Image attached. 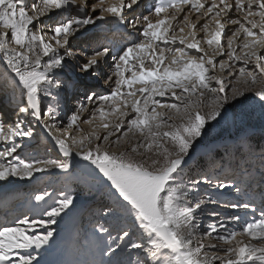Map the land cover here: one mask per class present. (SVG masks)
<instances>
[{
    "label": "snow or ice",
    "instance_id": "snow-or-ice-1",
    "mask_svg": "<svg viewBox=\"0 0 264 264\" xmlns=\"http://www.w3.org/2000/svg\"><path fill=\"white\" fill-rule=\"evenodd\" d=\"M107 24L121 42L78 43ZM262 50L264 0H0V93L14 108L0 111V264H50L84 193L101 202L60 264H264V151L256 171L246 155L232 177L191 170L251 97L264 116ZM36 125L55 158L25 151ZM19 180L47 182L21 211Z\"/></svg>",
    "mask_w": 264,
    "mask_h": 264
},
{
    "label": "rangeland",
    "instance_id": "rangeland-1",
    "mask_svg": "<svg viewBox=\"0 0 264 264\" xmlns=\"http://www.w3.org/2000/svg\"><path fill=\"white\" fill-rule=\"evenodd\" d=\"M142 2H144L143 4H145V0H143ZM196 15V13L192 14L193 21H195ZM108 25L113 26V24ZM227 27L228 26H226V31ZM103 29L104 25H98V27L92 29L91 33H89L86 37H82L81 41H79L78 43L87 45L89 41H91L92 46H95L96 44H99L101 42V38L102 40L105 39V41L102 43H107L109 40H114L117 43L121 42L118 41V37L123 36L122 29H119L118 32L113 34L103 32ZM187 32L188 29L186 28L184 35H187ZM197 33V39L201 40V47L208 49L209 53H211L213 49H216L218 47L215 44L209 46L202 39L203 33H200L199 25L197 26ZM228 34L230 35V33ZM189 39L191 38L189 37ZM242 40L243 36H241L236 41V43L239 44ZM221 44H224L225 50H227V46L223 36L221 39ZM237 51L239 52V49H237ZM190 54H195V51L192 50ZM219 58L220 57L217 56V59ZM240 63L241 62H237V67L240 66ZM3 69L4 64L2 61H0V71H3ZM217 74L227 75L226 72H217ZM67 75L68 77H72L71 70L68 71ZM137 87H139V85H137ZM80 92L82 94V90H80ZM5 96L6 95H4V97ZM74 99L75 94L72 91L66 93L65 103L67 104V106L71 107L72 103L74 102ZM86 125L87 124H83L85 132L89 129H85ZM89 127H91V130H93L92 126ZM36 128L39 134L34 139L36 141L35 147L31 150V152L29 151V148H27L25 151L28 154L40 156L42 158L46 156H51L55 158L57 156V149L55 148L51 139L48 137V134L44 132L39 125H36ZM253 135H255L256 137H253ZM260 141L262 142L261 145H259ZM49 149H51V151H48ZM261 151H264V116L261 115L259 105L256 104L255 98L251 97L246 107V110L239 118H237L235 121H229L217 127L213 132H211L206 138L203 139V143H201L198 152L195 154L191 170L193 174H195L198 171L207 169L209 171H213L222 179L225 177H232L233 169L236 166V161L239 160L242 155H246L251 164L252 170L256 171L260 167L258 154ZM50 180L53 186L57 188L61 187L62 181H60L59 178L53 177L50 178ZM43 187H47V182L37 184L33 182L19 180L14 185H11L13 191L10 194L9 207L16 209L17 211L23 210L21 208V205L25 204L27 196L33 191H35L37 188ZM255 191L256 201L257 204H259L261 198L260 193L264 190L256 188ZM226 196L228 199H239V197L236 196V194L231 192L230 190L226 191ZM100 202V196H90L87 193H84V195L81 197V203L77 212L72 217L67 219L63 225L64 242L62 243L61 247L55 249L47 257V259L50 261V264H60V262L62 261L75 258L74 256L69 254L68 245L71 244L72 238L79 226H89V212L91 209L97 207ZM0 210L3 212V209ZM2 214L3 213H0V215ZM246 239L248 238L246 237ZM253 242L258 243L260 241Z\"/></svg>",
    "mask_w": 264,
    "mask_h": 264
},
{
    "label": "bare ground",
    "instance_id": "bare-ground-1",
    "mask_svg": "<svg viewBox=\"0 0 264 264\" xmlns=\"http://www.w3.org/2000/svg\"><path fill=\"white\" fill-rule=\"evenodd\" d=\"M144 3V2H143ZM115 27V25H113V26H109L108 24L107 25H104V31L103 32H108V33H111V34H113V33H116V32H118L119 31V29H117L116 27ZM95 34V33H94ZM93 34V35H94ZM123 34H125V33H123ZM107 35V34H106ZM125 36V35H124ZM206 51H209L208 49H206V48H204ZM195 51V50H194ZM262 51H264V50H262ZM4 98V94L3 93H0V100L1 99H3ZM74 103V102H73ZM73 103H72V105H73ZM70 107V106H69ZM12 110H14V108L13 109H11V111L10 112H12V114L14 113V111H12ZM2 112H4L5 114H6V112L4 111V110H2ZM7 118V117H6ZM9 119H14V116L13 117H11V118H9ZM86 128H89L88 130H86V132H90V131H92L91 130V127H89V125H86L85 126V129ZM35 141V140H34ZM33 140H32V142L31 143H29V151L31 152V150L35 147V144H36V141L34 142ZM34 142V143H33ZM42 154V153H41Z\"/></svg>",
    "mask_w": 264,
    "mask_h": 264
}]
</instances>
